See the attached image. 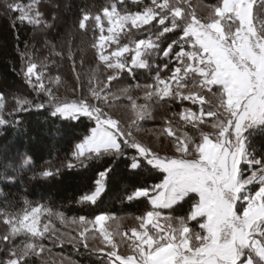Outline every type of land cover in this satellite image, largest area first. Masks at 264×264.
Segmentation results:
<instances>
[{"label":"snow or ice","instance_id":"obj_1","mask_svg":"<svg viewBox=\"0 0 264 264\" xmlns=\"http://www.w3.org/2000/svg\"><path fill=\"white\" fill-rule=\"evenodd\" d=\"M130 3L135 10L129 0H114L102 14L84 11L79 18L78 28L93 33L91 47L99 63L86 83L77 74L83 91L71 102L51 86L60 83L59 77L45 83L48 57L38 67L30 45L20 47L17 29L18 71L35 96H15L6 117V97L0 93V128L26 134L17 116L36 111L46 114L55 135L71 130L73 146L64 167L94 173L90 189L75 201L85 208L99 207L121 165L129 183L139 181L121 197V203L143 205L130 235L112 231L106 222L115 218L102 211L72 220L82 229L78 243L101 255L105 264H264V145L257 149L255 142L257 136L264 138V19L257 25L264 0H216L195 7L191 0ZM43 6L44 0H4L0 11L13 29L17 23L55 28L59 17L46 18ZM50 55L63 57V52L52 45ZM137 70L148 74L145 82L137 81ZM121 97L131 102L128 121L110 111ZM177 101L181 110L161 118L162 133L172 138L167 151L137 139L139 122L153 118V108L168 111ZM185 101L198 110L184 106ZM176 118L195 133L174 128ZM24 170L33 180L61 171L37 169L26 154L14 172ZM23 203L22 214L3 221L8 231L0 235V264H33L45 253L46 234L56 231L42 224L41 206L27 198ZM56 215L65 223L63 213ZM20 236L27 240L17 243ZM90 239L100 245L90 247Z\"/></svg>","mask_w":264,"mask_h":264},{"label":"trees","instance_id":"obj_2","mask_svg":"<svg viewBox=\"0 0 264 264\" xmlns=\"http://www.w3.org/2000/svg\"><path fill=\"white\" fill-rule=\"evenodd\" d=\"M57 1L60 4H56L55 0H44L42 8L46 18H50L52 15L59 17L56 27L51 29H44L39 26L34 28L31 25H20L19 23H17L16 29H13L9 26V19L4 18L3 12L0 11V93H3L6 97V117L7 113L15 106V96H26L29 98H34L35 96L18 71L20 58L13 50L14 33L17 29L21 41L20 47L23 48L25 42L30 45L29 51L33 53V58L37 60L38 67L39 62L48 57V67L45 69V83L48 84L50 80L54 81L56 77H59L61 83H52L51 86L53 90L60 88L55 92L62 100L71 102L73 99L78 98L83 88L77 86V71L82 70L81 77L86 83L89 75L87 76L84 73L91 66L89 64L93 63L94 65L92 66H95L99 63L95 55V49L91 47L94 39L93 33L90 29L80 30L78 28V20L84 11H89L92 14H102L103 7L109 6L114 0ZM191 2L192 4L200 5L201 3H215L216 0H192ZM3 3L4 0H0V9L3 8ZM129 8L130 10L136 9V6L132 5L130 0ZM261 19H264V16L258 15L257 25H259ZM70 32H75L78 36L80 42H78L77 46H73L74 41L70 36ZM98 34L99 30H96V35ZM45 41L48 43L46 44ZM52 45L56 46L57 51L63 52V57L50 55V47ZM36 49H39V51L36 52ZM69 51L72 52L71 59L68 57ZM53 59L56 60L55 64L51 63ZM156 63H160V61L157 60ZM13 65H16V71L13 70ZM74 65L76 71H73ZM137 71V81L145 82L148 79V74L144 70ZM113 83L115 84L116 82L114 81ZM132 95L135 97L137 92L134 90ZM113 103L114 107L110 111L114 116H117L113 109L118 106L130 107L131 102L121 97L119 100L113 101ZM137 103L142 104L144 101L138 99ZM183 104L193 110H198L197 105H191L187 101L183 102ZM207 107L208 105L206 104L205 108ZM173 110L177 112L181 110L180 102L173 103L172 108L168 111L159 107L153 108L151 110L153 118H145L139 122L140 131L136 132L137 139L153 148L167 151L165 146L168 140L172 138L162 133L163 121L161 118L170 115ZM17 118L23 120L26 134L16 135V130L12 127L0 128V156L8 157L6 162L0 160V235L8 231V225L4 224L3 219L21 214L26 207L23 203L25 198L32 202L33 205L41 206L43 210L51 209L53 214L63 213L65 219H78L80 215L94 217L101 211L110 214L114 218L134 219L143 210V205L139 201H134L131 204L126 201L121 203V197L124 193L131 190V183L139 184V181L129 183L126 180L122 175L123 165H121L120 172L113 178L107 194L98 201V208L91 205L85 208L75 203L82 193L90 189L91 177L94 173L90 169L77 171L67 170L64 167L70 157V149L73 146L72 131L65 128L64 135H55L52 123L48 121L46 114L41 112L20 113ZM119 118L123 121L127 119V117L126 119L124 117ZM59 124L60 122L57 121V126ZM174 128H179L180 131L188 134H194L196 131L190 125H184V122L178 118L174 122ZM149 130H158L160 136L158 138L144 136V132ZM205 130L210 129L205 128ZM255 142L257 149H259L261 145H264V138L257 136ZM25 154L32 158L37 169L40 167L60 168V174L47 180H33L31 179L32 172L27 170L17 175L14 169L19 167V157ZM11 179H14L15 182H8ZM151 182L150 180L148 181V183ZM125 184H127V187ZM46 219L57 230L71 237L76 236L77 240L55 241L52 239L53 237L46 234L48 239H45L43 243L45 244V249L50 251L43 253L39 258H33V264H42V261L47 257L46 254L50 255L51 253L63 257L72 264H105V260L101 255L90 252L82 244L78 243V235L73 234V232L64 227H60L53 216L51 218L47 216ZM26 240L27 238L24 236L16 238L17 243Z\"/></svg>","mask_w":264,"mask_h":264},{"label":"rangeland","instance_id":"obj_3","mask_svg":"<svg viewBox=\"0 0 264 264\" xmlns=\"http://www.w3.org/2000/svg\"><path fill=\"white\" fill-rule=\"evenodd\" d=\"M55 3L56 4H58V3L60 4V2L57 1V0H55ZM196 5L197 4H194V7ZM70 36H71L72 40L74 41L73 42V46L74 45L77 46V44H78V42H80V40L78 39V36L76 35V33L75 32H72L70 34ZM89 65H91V66L88 68L87 72L84 73L87 76L88 75H91L96 70V67H97V65L92 66V65H94L93 63H91ZM77 72L80 75H82V70L77 71ZM96 75L99 76V73L97 72ZM59 89L60 88L55 89L54 91L59 90ZM113 111H115L117 113L116 115L118 117H124L125 119L127 117L126 121L129 120V116L131 115V108L130 107H124V106L121 107V106H118V107H115V109H113ZM159 133L160 132L158 130H149V131L144 132L143 135L144 136H147L148 138H152V137H157L158 138L160 136ZM47 216L50 217V218L53 216L54 217V220H56L59 223V226L60 227H64L65 229L73 232V234L75 233V235H78V232L82 230L81 229V226L78 223H72V220L73 219H65V223H61V221L59 220V218L57 217L56 214H53L52 213V215H49L46 210H43L42 209V214H41L42 224L43 223H48L51 228H54L56 230L54 234L51 233V232L50 233H47L48 235H50V237H53L52 239H54L55 241L60 240L62 242L63 240H71V236L67 235L64 232H61L60 230H57V228L55 226H53L52 223H50V221H47V219H46ZM5 219H7V218H5ZM5 219H3V221ZM76 220H78V219H76ZM106 223L110 226V229L112 231H120V232H125L126 231L130 235L131 234L130 233L131 227L136 226V224L138 222L136 220H134V219H120V218H115V220H111L110 219ZM118 239H119V237H117V240ZM89 245H90V247L99 246L100 245V240H98V239L97 240L90 239L89 240ZM121 250L124 251L123 248ZM48 251H49L48 249H45V252H48ZM46 255H47V257L45 258V260L42 261V264H49V263L50 264H56V263L57 264H72L71 262L66 261L63 257L57 256L56 254H52L51 253L50 255H48V254H46Z\"/></svg>","mask_w":264,"mask_h":264}]
</instances>
